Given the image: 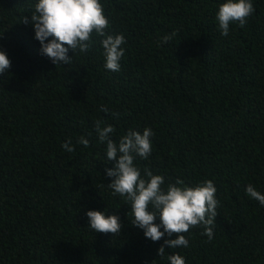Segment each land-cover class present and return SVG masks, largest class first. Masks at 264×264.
<instances>
[{"label":"trees","instance_id":"trees-1","mask_svg":"<svg viewBox=\"0 0 264 264\" xmlns=\"http://www.w3.org/2000/svg\"><path fill=\"white\" fill-rule=\"evenodd\" d=\"M100 2L108 34L126 39L118 72L105 68L95 35L86 53L69 50L72 63L56 66L22 23L38 0H0V50L11 60L0 75V264H170L158 249L177 237L147 239L130 202L107 187L115 161L97 120L114 127L117 144L129 129L154 132L151 156L134 163L163 176L165 189L178 179L217 188L213 238L193 228L189 246L168 255L264 264V206L245 191L264 194V0H252L247 24L227 37L216 19L226 0ZM88 211L119 216L121 232L96 233Z\"/></svg>","mask_w":264,"mask_h":264},{"label":"clouds","instance_id":"clouds-1","mask_svg":"<svg viewBox=\"0 0 264 264\" xmlns=\"http://www.w3.org/2000/svg\"><path fill=\"white\" fill-rule=\"evenodd\" d=\"M255 12L252 0H226L220 4L216 15L221 34L227 37L230 25L238 24L243 28ZM23 18L22 23L34 27L35 39L41 44V54L47 56L56 66L70 65L69 50L76 54L77 50L86 53L92 43L93 36L103 37L100 43L104 49L105 68L112 72L121 69V59L125 55L123 45L126 39L122 34L111 35L107 30L110 21L104 13L100 0H38L34 10ZM175 33L162 38L164 44L169 43ZM11 68V60L0 50V75ZM107 112V108L101 109ZM97 120L95 129L101 143H106V156L110 162L115 161L113 168H106V175L112 178L107 185L113 195H119L131 204L134 216L133 226L144 231L147 239L159 242L167 235L164 245L158 249V256L167 257L170 264H186L179 254L168 255L165 248H187V233L193 228H202L203 235L209 239L214 236L216 219L219 215L216 198L217 188L211 180L197 186H187L183 180H176L164 188L165 179L145 169L141 174L135 166L137 157L147 160L152 154L151 137L154 132L146 128L143 132L129 129L119 143L113 141L115 133L111 125L103 126ZM78 143L87 147L89 141L81 137ZM67 152L74 151L71 141L62 145ZM247 195L264 206V194L257 191L252 184L245 189ZM90 229L96 233L119 234L123 223L119 216L106 215L101 211H88ZM159 220V223H157ZM163 229V231H161Z\"/></svg>","mask_w":264,"mask_h":264}]
</instances>
